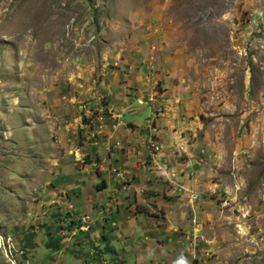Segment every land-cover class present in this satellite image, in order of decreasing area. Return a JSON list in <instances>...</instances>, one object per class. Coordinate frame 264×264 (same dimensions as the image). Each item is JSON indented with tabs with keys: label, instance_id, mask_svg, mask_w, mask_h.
I'll return each mask as SVG.
<instances>
[{
	"label": "rangeland",
	"instance_id": "374dc122",
	"mask_svg": "<svg viewBox=\"0 0 264 264\" xmlns=\"http://www.w3.org/2000/svg\"><path fill=\"white\" fill-rule=\"evenodd\" d=\"M0 233V264H264V0H0Z\"/></svg>",
	"mask_w": 264,
	"mask_h": 264
},
{
	"label": "clouds",
	"instance_id": "9594fccd",
	"mask_svg": "<svg viewBox=\"0 0 264 264\" xmlns=\"http://www.w3.org/2000/svg\"><path fill=\"white\" fill-rule=\"evenodd\" d=\"M1 234V233H0ZM2 235V234H1ZM3 236V235H2ZM4 237V236H3ZM7 238H11V236H8ZM7 238H4L3 239V244H1V246H4V248H0V253L1 254H4L6 257H7V252H10L9 250V248H8V240H7ZM7 240V241H6ZM11 241H12V243H13V245H12V253L13 252H16V251H19L20 253H24V248L22 247V248H20V246H15L14 245V242H13V240H12V238H11ZM14 255V254H13ZM11 261V264H12V260H10Z\"/></svg>",
	"mask_w": 264,
	"mask_h": 264
},
{
	"label": "built area",
	"instance_id": "2783aa9c",
	"mask_svg": "<svg viewBox=\"0 0 264 264\" xmlns=\"http://www.w3.org/2000/svg\"><path fill=\"white\" fill-rule=\"evenodd\" d=\"M112 171L116 173V174H115L116 176H119V175H120V173L118 172V169H117V168L113 167V168H112ZM191 198H192L193 201H194V200L197 199V196H196V195H192ZM194 223L196 224V220H194ZM187 238H190V237L188 236Z\"/></svg>",
	"mask_w": 264,
	"mask_h": 264
},
{
	"label": "bare ground",
	"instance_id": "6f19581e",
	"mask_svg": "<svg viewBox=\"0 0 264 264\" xmlns=\"http://www.w3.org/2000/svg\"><path fill=\"white\" fill-rule=\"evenodd\" d=\"M2 237V235H0V238ZM1 244H3V243H1V241H0V248H4V246H1ZM8 248L9 249H12V248H10L9 246H8Z\"/></svg>",
	"mask_w": 264,
	"mask_h": 264
},
{
	"label": "trees",
	"instance_id": "16d2710c",
	"mask_svg": "<svg viewBox=\"0 0 264 264\" xmlns=\"http://www.w3.org/2000/svg\"><path fill=\"white\" fill-rule=\"evenodd\" d=\"M102 185H105V182H102ZM105 187H106V186H105ZM105 187H104V188H105ZM104 188H103V189H104Z\"/></svg>",
	"mask_w": 264,
	"mask_h": 264
}]
</instances>
